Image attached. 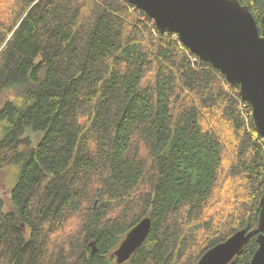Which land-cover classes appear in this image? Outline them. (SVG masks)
<instances>
[{"label": "trees", "instance_id": "1", "mask_svg": "<svg viewBox=\"0 0 264 264\" xmlns=\"http://www.w3.org/2000/svg\"><path fill=\"white\" fill-rule=\"evenodd\" d=\"M239 1L264 35V0ZM6 90L0 168L19 172L12 208L0 199V264H114L144 217L121 264H196L241 229L227 264H249L264 137L238 87L177 34L127 0H0Z\"/></svg>", "mask_w": 264, "mask_h": 264}, {"label": "water", "instance_id": "2", "mask_svg": "<svg viewBox=\"0 0 264 264\" xmlns=\"http://www.w3.org/2000/svg\"><path fill=\"white\" fill-rule=\"evenodd\" d=\"M145 12L160 32L177 34L199 59L219 70L238 87L251 108L254 129L264 137V35L247 5L239 0H127ZM264 28V12L260 16ZM256 243L249 264H264V191L258 199ZM151 219L142 218L113 251L116 264L128 260L146 240ZM250 232L238 230L210 248L196 264H227Z\"/></svg>", "mask_w": 264, "mask_h": 264}, {"label": "rangeland", "instance_id": "3", "mask_svg": "<svg viewBox=\"0 0 264 264\" xmlns=\"http://www.w3.org/2000/svg\"><path fill=\"white\" fill-rule=\"evenodd\" d=\"M12 99V91L6 90L2 93L0 96V108L3 106L6 100ZM14 101V99H13ZM4 126L5 123L3 121H0V139L3 136L4 132ZM29 135L32 136L33 139L36 140V138H41L43 135V132L34 133L31 131H27ZM18 169L14 165L5 166L0 168V199L3 203V209L4 211H7L12 208V201H11V190L13 186L15 185L18 177ZM25 235L28 234V230L24 229ZM116 264V263H114Z\"/></svg>", "mask_w": 264, "mask_h": 264}]
</instances>
